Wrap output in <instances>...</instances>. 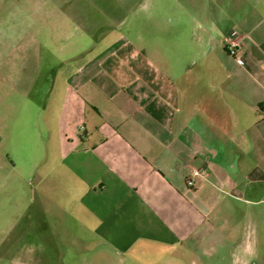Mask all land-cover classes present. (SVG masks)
Segmentation results:
<instances>
[{
  "label": "crops",
  "instance_id": "crops-1",
  "mask_svg": "<svg viewBox=\"0 0 264 264\" xmlns=\"http://www.w3.org/2000/svg\"><path fill=\"white\" fill-rule=\"evenodd\" d=\"M50 1L48 44L76 65L34 108L38 183L62 174L65 207L116 252L143 244L159 247L160 264H264V0H172L175 13L115 0L90 40L84 0ZM30 30L40 45L37 25L15 28ZM231 35L242 61L226 50ZM22 111L2 108L0 142Z\"/></svg>",
  "mask_w": 264,
  "mask_h": 264
},
{
  "label": "rangeland",
  "instance_id": "rangeland-1",
  "mask_svg": "<svg viewBox=\"0 0 264 264\" xmlns=\"http://www.w3.org/2000/svg\"><path fill=\"white\" fill-rule=\"evenodd\" d=\"M100 1L78 3L90 16L89 40L99 35V22L94 24L93 20L100 17L104 23L99 9L103 6L110 9L116 3L105 0L104 5ZM161 1L170 13L177 11V1L174 4L172 0ZM204 2L207 0H201ZM51 5L50 0H0L3 10L0 12L3 25H0V119L2 108L22 106L25 120L15 119L12 128L4 127L6 140L0 142V264H160L162 256L155 245L142 244L128 252H116L104 246L94 236L91 223L81 222L74 207H65L72 197L65 190L62 174L46 176L38 183V175L32 168L34 108L48 101L57 73L76 65L58 62L59 57L53 55V43L48 44L49 24L53 19L49 15ZM21 22L34 23L41 29L40 45L36 36L32 38L34 30L17 37L15 28ZM22 48L25 61L20 56ZM36 55L41 56L40 62L33 59ZM56 80L60 89V79ZM2 130L0 120V135ZM49 160L41 162L42 171L48 169Z\"/></svg>",
  "mask_w": 264,
  "mask_h": 264
},
{
  "label": "built area",
  "instance_id": "built-area-1",
  "mask_svg": "<svg viewBox=\"0 0 264 264\" xmlns=\"http://www.w3.org/2000/svg\"><path fill=\"white\" fill-rule=\"evenodd\" d=\"M239 48H240L239 40L234 35L229 36L228 41L226 42V49H227L228 53L230 55L236 57L239 61H242L241 56L238 54ZM201 175H202L201 171L197 168H194L192 170V173L188 177V180H187L188 184H193L195 179ZM204 176L206 178L208 177L207 175H204Z\"/></svg>",
  "mask_w": 264,
  "mask_h": 264
}]
</instances>
